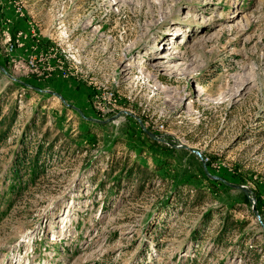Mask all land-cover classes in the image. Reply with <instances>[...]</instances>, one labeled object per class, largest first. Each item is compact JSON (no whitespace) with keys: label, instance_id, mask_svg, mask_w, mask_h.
I'll list each match as a JSON object with an SVG mask.
<instances>
[{"label":"rangeland","instance_id":"1","mask_svg":"<svg viewBox=\"0 0 264 264\" xmlns=\"http://www.w3.org/2000/svg\"><path fill=\"white\" fill-rule=\"evenodd\" d=\"M109 1L0 0V264H264V0Z\"/></svg>","mask_w":264,"mask_h":264},{"label":"bare ground","instance_id":"2","mask_svg":"<svg viewBox=\"0 0 264 264\" xmlns=\"http://www.w3.org/2000/svg\"><path fill=\"white\" fill-rule=\"evenodd\" d=\"M165 2H166V0H110L109 1L110 4L128 5V6H131L132 9L135 5L146 6L151 15L154 14V11L157 12L156 15H157L158 19L156 21H158V23L161 24L162 27L165 25V23L168 21V18H170V16H171V14L169 12L164 10ZM180 30H181V28L172 27V26L168 25L166 27V29L163 30L162 35L156 40L157 42L152 44V48L154 50V53L155 54L157 53V51L160 49L159 45H161V43H163L164 40H167L170 36L183 34V33H181ZM144 37H145V35L144 36L141 35L140 40L144 39ZM158 41H159V43H158ZM165 48L167 50V51H165V53L153 56V58H158V60L154 61L155 63L153 65H151L152 71H156L159 73V72H168V71L171 72V71H174L176 69L175 68L176 65H174L175 62L173 60L175 58H177V59L180 58V56H178L179 49L177 47V44L174 41H172L167 46H165ZM131 49H133V43L129 44L126 47L123 56L120 57V61H122L121 60L122 58L127 57V54L131 51ZM132 67H133V63L132 64L131 63L126 64L124 66V69H123L124 74L127 73V71H128L127 69H131ZM141 68H142V71H141L142 73L147 69L145 65H143Z\"/></svg>","mask_w":264,"mask_h":264},{"label":"trees","instance_id":"3","mask_svg":"<svg viewBox=\"0 0 264 264\" xmlns=\"http://www.w3.org/2000/svg\"><path fill=\"white\" fill-rule=\"evenodd\" d=\"M34 121V120H33ZM40 148L39 149H36L35 151V159L38 160L39 156H40ZM24 159L22 160V163H23ZM35 165L33 166V174H37V172L39 171V166L37 165L38 164V161H34ZM13 171V174L15 175V181L14 183H16L17 181L20 180V176L18 175V172H19V168H18V165H15L12 169Z\"/></svg>","mask_w":264,"mask_h":264},{"label":"water","instance_id":"4","mask_svg":"<svg viewBox=\"0 0 264 264\" xmlns=\"http://www.w3.org/2000/svg\"><path fill=\"white\" fill-rule=\"evenodd\" d=\"M9 75H10L11 77L15 78L13 75H11V74H9ZM89 118H92V117H89ZM152 135H155V134H152ZM239 187H241V188H242L243 190H245V191H248L245 187H242V186H239ZM252 210H253L255 216L260 220V216H259V214L257 213V210L255 209V206L252 207Z\"/></svg>","mask_w":264,"mask_h":264},{"label":"built area","instance_id":"5","mask_svg":"<svg viewBox=\"0 0 264 264\" xmlns=\"http://www.w3.org/2000/svg\"><path fill=\"white\" fill-rule=\"evenodd\" d=\"M8 41H10V38L8 39ZM13 48V43L11 42L10 44H9V50H11Z\"/></svg>","mask_w":264,"mask_h":264}]
</instances>
